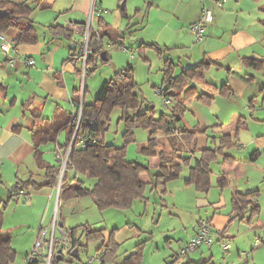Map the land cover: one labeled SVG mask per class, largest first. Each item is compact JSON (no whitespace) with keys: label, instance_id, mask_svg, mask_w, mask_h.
I'll return each mask as SVG.
<instances>
[{"label":"crops","instance_id":"obj_1","mask_svg":"<svg viewBox=\"0 0 264 264\" xmlns=\"http://www.w3.org/2000/svg\"><path fill=\"white\" fill-rule=\"evenodd\" d=\"M46 1L50 5L47 9L55 13L52 23L49 24H61L67 27L69 22H86L93 2V0ZM121 1L96 0L98 8L104 9L105 4H118L119 10L117 15L108 16L105 12L100 18L95 19L97 29L101 24L118 29H122L125 22L127 25H131V19L142 12L145 6L149 11L156 10L163 13L161 17L158 15L159 18L163 17L164 21L160 24L159 30L162 34L167 31L173 38L163 40L158 37L154 41L164 50L163 58L160 56L161 73L165 58L174 62L176 74L180 73L184 67L194 66L203 60L210 59L220 63L219 66L212 63L206 69L207 81L218 87L216 89H205L204 87L199 89L213 97L189 103L181 125L175 133L183 147L178 156L189 158L188 164L183 168L180 176L168 181L166 185L157 187L155 174L160 173L159 157L151 156L146 161H142L150 166V172L142 175L144 181L147 182L146 191L144 197L137 199L134 204L140 202L137 207H141L145 202L147 208L150 209L153 202L151 199H157L153 196V192L160 191L162 192L161 198L165 202L163 203L164 208L170 209L171 212L187 210L195 212L194 235L198 232L201 218H207L215 228L221 231L225 230L230 241L235 239V235L229 231V226L235 221H239L238 227L242 226V231L245 233L254 231L255 235L264 226V205L260 198L264 195L262 193L264 191V24L262 22L264 0H222L221 6L218 4L219 0H202V4L193 0H181L182 4L186 2L188 6H194L192 13L188 14L190 17L184 23H181V17L175 18L177 7L181 5L179 2L175 9L169 11L167 8L171 3L170 0H141L140 3L131 0L134 6L132 13L129 8L130 0L127 2L125 0L124 8L119 4ZM205 8L212 11V19L207 24L205 38L202 41H197L195 33L191 30L195 37L190 43L198 42L199 46H190V43H184L187 36L183 31L181 32L176 24H172L177 20L183 26L192 25L202 17ZM14 33L15 30L6 32L10 38ZM52 37L51 34L44 32L37 43L21 44L9 54L2 51L0 40V201L8 199L11 189L18 179L28 180L32 177L37 184L47 182V173L35 156L37 144L35 141L42 138V134L38 132L39 127L45 118L52 117L56 106L59 105L67 111H75L81 102L90 104L97 96V94L93 96L88 85L85 86L82 94L79 91L82 83L80 69L83 70V61L79 58L82 41L75 39V36L72 40ZM150 42L152 41L147 43ZM173 49L186 52L183 54V58H187L184 60L186 63H181V60L179 66L176 64L170 57V51ZM132 53L134 56L131 55ZM130 55L135 57L133 51L130 52ZM196 56L199 59L193 62L192 59ZM248 57L262 63L259 66H253L252 63L244 60ZM12 58H15L14 64L11 63ZM28 59H34L35 65H29ZM172 105L173 102L167 107L171 108ZM155 112L158 115L156 107ZM180 129L184 132H180ZM222 135H232L235 138L236 145L225 148L224 152L236 160L231 164L223 163V157L220 156L211 163V187L208 191L200 190L195 183H187V179L191 176V167L195 164L196 159L201 156L206 147L217 148L220 146V136ZM65 138V130L62 129L58 132L55 142L41 143L39 149L43 151L45 160L51 165L56 163L46 158L44 149L51 146L50 150L53 149L55 153L58 149L64 151L62 146L65 143ZM158 139L162 148L168 152L172 150L166 134L159 132ZM79 145L83 146V143L81 142ZM147 145L148 143H146ZM252 156L255 158L251 159ZM56 158L59 160L57 154ZM128 160L141 162L138 159ZM71 174L74 173L71 172ZM81 179L84 181L83 178ZM219 180H223L222 183H219ZM114 186L112 185L109 199L114 198ZM148 189H150L149 192ZM250 190H259L260 192L258 202L261 205V214L252 219L249 214H246L242 223L240 220H235L229 224L232 194L236 191L247 192ZM55 193H57V201L59 193L58 187L55 185L46 184L39 189L30 186L24 189L20 198L24 197L31 203L13 208L14 213H21V216L10 225L6 224V212L9 210L7 205L4 212L3 228L16 230L19 227H28L34 229V239L25 248L21 246L20 242H15L12 235L11 244L17 255L11 264H26L25 257L35 242L39 229L45 228L51 232L53 209H50L49 206ZM180 193L183 194L182 198H177L176 195ZM6 196H8L7 199H5ZM12 200H16V197L14 196ZM41 200H43L41 206H37ZM61 222L62 226L67 227L68 221L62 210ZM253 223L256 227L250 228ZM130 224L126 222L124 225H116L115 228L119 233L115 236L118 234L129 236L130 229H132ZM127 227L130 228L128 232L125 230ZM173 233L165 234L170 240L168 244L174 238ZM181 235L179 240L182 243L184 239ZM181 243H179L177 251H174L175 255H178L183 246ZM166 249L162 248L164 251ZM159 250H161L160 247ZM238 254L239 256L242 254L240 247H238ZM161 255L167 258L169 254L162 252ZM105 256L104 263L106 264ZM229 256L232 259V256ZM188 258L189 263L201 260L192 261L190 256ZM61 259L57 258V260ZM43 262L47 263L44 257L32 264H43ZM130 264L133 262L131 261ZM158 264H162L160 259Z\"/></svg>","mask_w":264,"mask_h":264},{"label":"trees","instance_id":"obj_2","mask_svg":"<svg viewBox=\"0 0 264 264\" xmlns=\"http://www.w3.org/2000/svg\"><path fill=\"white\" fill-rule=\"evenodd\" d=\"M49 6L46 0H0V35L7 36L6 32L15 30L12 38L9 37L13 42L14 48L21 44L37 43L40 39V33L33 13L37 8L47 9ZM262 22L264 24V18ZM44 31L51 34L52 38L63 37L68 40H72L75 33L71 28L61 24L44 26ZM118 31V28L106 24H101L99 29L94 28L93 30V27H91L89 32V48L92 50V53L88 56L87 66L92 57L94 60V56L103 49L104 35L112 39ZM146 45L156 49L163 58L164 50L160 48L159 44L146 42ZM105 52L108 59H101L103 62L110 59L108 51ZM164 60L162 88L164 89V93L171 98L173 105L168 111L161 112L159 116L156 115L155 105H151L150 101H147L144 96L139 94V83L132 73L133 67L129 65L104 81L92 103L79 102L82 104L79 125L77 123V110L67 111L59 105L56 106L52 117L44 119L38 131L42 134V138L35 141L37 143L35 156L39 164L46 171L48 180L45 184H37L32 177L28 180L18 179L11 189L8 199L0 201V264L13 263L17 255L16 250L11 244V233L3 228L4 212L8 203L14 196L18 201L22 191L30 186L39 189L46 184L52 186L58 185V174L61 170L62 162L59 161L51 165L45 160L43 151L39 148L41 143L55 142L58 132L62 129L65 130L66 136L65 143L62 146L64 154L67 155L69 149L70 154L61 181L59 213L61 211L60 201L63 197L92 196L96 205L101 210L108 207L127 209L132 207L137 199L144 197L147 182L144 181L142 175L150 172V166L142 162L127 159V146L135 139L134 132L136 128L150 130L148 145L142 146L141 151L149 157H159L160 163L158 168L160 169V173L155 174L156 186L166 185L168 181L180 176L181 171L188 164L189 158L178 156L183 147L179 143L180 139L175 133H177V129L181 125L180 123L184 118L189 103L213 97L206 94V92H201L198 89V83L200 82L201 86L205 89H216L218 86L207 81L206 69L212 63H216L218 66L220 63L210 59L203 60L194 66L184 67L180 73L176 74L174 62L167 58ZM244 60L252 63L253 66H259L262 63L252 57L244 58ZM82 71L80 69V73ZM192 83L196 85L190 86ZM79 91L81 90L79 89ZM115 107L120 108L122 114L120 119L125 122L126 127L124 143L122 145L108 144L105 141L104 134L108 128L109 114ZM179 131L184 132L182 129ZM159 132H163L168 136L172 146L171 151L168 152L161 147L158 139ZM89 135L91 138L84 143V146H80L81 141ZM95 139L97 140L95 141ZM234 139L232 135H222L220 136V146L217 148L206 147L191 167V176L187 179V183H195L200 190L208 191L211 187V163L220 156L223 157V163L231 164L236 160L224 152L225 148H231L236 145ZM72 141L73 145L71 146ZM254 158L252 156L251 159ZM71 172L74 174H71ZM80 174L90 177L95 182L87 187L85 182L80 179ZM222 181L219 180V183H222ZM112 185H115V195L113 199H109ZM259 197V190L234 192L231 199L232 210L228 223L230 224L235 220L244 221L246 214H249L250 219L260 215L262 209L258 202ZM61 223L59 217V225L67 232L70 245L72 246V249L69 251L70 254L75 248H78L79 251L80 247L84 246L83 238L87 240L105 238L104 228H93L90 223L70 228L62 226ZM114 230H117V228ZM114 238L115 233H112L109 236L108 242L103 239L98 247V251L105 248L108 256L116 254L117 243ZM143 243L141 242L138 245ZM59 248L62 249V259L64 258L63 251L65 247L57 245L50 264L60 261L57 260V250ZM131 257L133 258V264L141 263L140 252L133 253Z\"/></svg>","mask_w":264,"mask_h":264},{"label":"rangeland","instance_id":"obj_3","mask_svg":"<svg viewBox=\"0 0 264 264\" xmlns=\"http://www.w3.org/2000/svg\"><path fill=\"white\" fill-rule=\"evenodd\" d=\"M123 1L124 0H122L119 4L122 5ZM136 1L138 3L141 2V0ZM170 1L171 3L168 5L169 8L167 9L169 11H171V9H175L177 2H179L181 5L177 7L175 18L177 19L178 17H181V23L186 22L188 20L187 18L190 17H188V14L192 13L194 6H188L186 2L182 4L181 0ZM193 1L202 4V0ZM129 3V8L133 13L134 6L131 0ZM117 7L118 4L104 5V9H107L106 13L108 16L117 15V12H119ZM37 11L39 12L37 13ZM37 11H34L33 17L37 21L40 35L43 36L45 32L44 26L52 23L55 13H52L49 9H40ZM162 14L163 13H159L156 10L149 11L148 7L145 6L142 12L138 13L131 19V25L129 24V26L125 22L122 29H119L112 39L107 35H104L103 49L101 52L108 51L110 59L103 62L101 60V52H98L94 56V60L92 57V60L87 66V75L84 73L83 68L81 75V94L84 92L83 90L86 85L89 86V90L93 96L98 94L97 92L100 91L105 80L111 78L117 71L127 68L129 64H132L131 66L134 68L132 73L139 83V94L144 96L147 101H150L151 105H155L158 111V116L161 112L168 111L169 107L164 104L163 97L158 94V89L163 85V72H160V66L162 65V61L160 59L161 54L156 49L146 45V42H154L158 39V37L163 40L173 38V36H171L167 31L162 34L159 30L160 24L164 21L162 20L163 17L159 18L158 15L161 17ZM181 23L175 20L172 25L176 24V26L181 29V32L183 31L185 36H187L184 39L186 40L184 43H190V41L195 37L191 32V25L183 26ZM94 25H96V20H94ZM74 36L75 39H79L81 41L83 40V34L80 32H75ZM194 45L199 46V43L194 41L190 43V46ZM131 51L135 53L134 58L130 55ZM170 52V57L176 62V64H178V66L179 61L181 60V63H186L184 60L187 58H183V54L186 53L185 51L173 49ZM198 59L199 58L196 56L192 60L194 62ZM201 87V83L199 82L198 89H201ZM121 115L119 107L112 109L109 114L108 128L104 134L105 141L108 144L122 145L124 143V133L126 131V127L125 122L120 119ZM134 137L135 139L127 146V158L138 159L141 162L146 161L149 156L142 152L141 148L142 146H146V143H148L150 132L144 128H136ZM50 147L51 146H48L47 149H44L47 159L58 163L62 157L60 160L62 162V170H60L58 174L59 180V177L61 178L62 175L64 158L66 155L64 154V151L60 149H58L55 153L53 149L50 150ZM56 154L59 160H57ZM80 177L84 179L87 187L91 186L92 183L95 182V180L84 174H80ZM149 190L150 189H148V192ZM262 193H264V191ZM161 194L162 192L160 191L153 192V196L157 197V199H151L153 202L150 205V209L147 208L145 202L142 203L141 207H137L140 202H136L134 206L127 209H115L108 207L101 210L96 205L92 196L72 198L63 197L60 201V207L66 215V219L68 221L67 228H70L69 226L74 227L84 223H90L93 228H104L105 238L90 240L83 238L82 241L84 246L79 249L80 258L72 257L71 254L64 249V258L59 262H54L53 264H81L82 261H85L88 257L94 256L97 253L98 247L102 243L103 239L108 242L110 234L119 233V231L114 230L116 225H124L126 222L131 223L130 225L132 229L129 227L125 229L126 232L130 229L131 234L129 236H126L125 234H118L115 236L114 240L117 243L115 249L116 254L109 255L107 257L105 256V261L107 262L106 264H130L131 261L133 262V258L131 256L136 252L141 253L140 264H158L159 259L162 264H185L189 263L188 256L191 257L192 261H198L201 259L199 262H190L189 264H264V245L254 247V231L245 233L242 231L243 227L241 225V227H238L239 221H235L231 224V226H229V231H232L235 235V239L230 241L232 248L229 250L224 251L221 244L217 242L213 245H202L189 253L175 255L174 251H177L178 245L181 243L179 240V236L181 234L182 239H184L181 245H185L191 236H195L193 226L196 223V214L194 211L190 212L188 210L184 212H171L170 209L163 207V203L165 202L164 199L161 198ZM182 195L183 194L180 193L177 194L176 197L182 198ZM7 197L8 196H6L5 199H7ZM260 198H262L261 203L264 205V195ZM56 199L57 193H55L54 198L51 199V204L49 206L50 209H53V215ZM29 201L30 200L27 201L24 197H22L18 201L12 200L8 204L9 210L6 212L7 225L13 224L14 221L21 216V213H14L13 208L16 206L30 204L31 202ZM42 202L43 200H41L37 206H39ZM58 215L61 219V211ZM240 223L242 222L240 221ZM254 226L255 224L253 223L250 228H253ZM4 230L9 231L11 235L14 236L15 242H20L21 246L24 248L28 247L30 242L34 239L33 228L19 227L16 230H11L4 227ZM167 232H174V238H172L170 244H168L170 240L167 239V236L165 235ZM57 236H59V234H57ZM141 241L145 242L138 245ZM34 243L31 249L34 246ZM159 247L161 250H159ZM238 247H240V251L242 253L241 256L238 254ZM162 248L167 249L164 251ZM162 252H166L167 255L169 254L167 258L161 255ZM229 255L232 256V259ZM128 257H131V260ZM202 259L207 261H203ZM247 259L249 261L246 262L245 260ZM102 263L105 264L104 261H102ZM43 264L48 263L43 262Z\"/></svg>","mask_w":264,"mask_h":264},{"label":"built area","instance_id":"obj_4","mask_svg":"<svg viewBox=\"0 0 264 264\" xmlns=\"http://www.w3.org/2000/svg\"><path fill=\"white\" fill-rule=\"evenodd\" d=\"M218 4L221 6L222 0L218 1ZM105 12H107V10L98 8V5L96 4V0H93L92 7L86 22L83 23L69 22L68 24V27L71 28L73 31L80 32L83 34V40L80 45L81 50L79 52V58L83 61L84 73H86L88 70L86 62L88 56L92 53V50H90L89 48L90 29L91 27L95 29L97 28L96 25H94V20L100 18ZM211 19H212L211 9L205 8L202 17L191 25L190 29L195 33L197 41H202L205 38L206 27L207 24L211 21ZM0 40H1L2 51L9 54L14 49L13 42L6 35H0ZM131 55L134 56L133 53ZM14 61L15 58H12L11 63L14 64ZM27 63L29 65H35L36 61L34 59H28ZM158 94L163 97L164 104L166 106H169L171 104L172 100L164 93L163 88L158 89ZM76 110H77V123L79 125L82 114V104H79L76 107L75 111ZM90 138L91 136L89 135L84 140L81 141L83 143V146L84 143ZM96 140L97 139H95V141ZM69 154H70V149L64 158L63 167H65L66 165V162L69 158ZM62 177H63L62 175L61 178L59 177V182L62 181ZM58 213H59V197L58 200L56 201L54 215L52 217L51 232H49V230L45 228H41L39 230L34 246L31 252L26 257L27 264H31L32 262L37 261L40 257H44L47 263L50 264L57 245L64 246L65 250H67L68 252L72 249L67 232L63 227L59 225ZM58 233L59 236H57ZM217 242L221 244L224 251H227L231 248V242L228 236L223 231L215 228V226L212 224V222L209 219L201 218L198 225L197 234L194 237H191L186 242V244L180 248L178 254L189 253L202 245H213L214 243ZM262 245H264V226L260 229V231H258V233L255 234V239H254V247H259ZM105 255H106V249L102 248L94 256L88 257L81 264H103L102 261H104Z\"/></svg>","mask_w":264,"mask_h":264},{"label":"water","instance_id":"obj_5","mask_svg":"<svg viewBox=\"0 0 264 264\" xmlns=\"http://www.w3.org/2000/svg\"><path fill=\"white\" fill-rule=\"evenodd\" d=\"M124 7H125V0H124V2H123V4H122V8H124ZM105 54H106L105 51H103V52L101 53V58H102L103 60H107V59H108V57H107ZM195 85H196L195 83H192L190 86H195ZM73 141H74V140H73ZM73 141H72L71 146L73 145ZM70 148H71V147H70ZM66 163H67V162H66ZM64 170H65V167H63L62 176H63V172H64ZM60 190H61V182H58V191H59V195H60ZM71 255L74 256V257H76V258H80V254H79L78 248H75V249L71 252ZM57 258H58V259H61V258H62V249H61V248H59V249L57 250Z\"/></svg>","mask_w":264,"mask_h":264}]
</instances>
